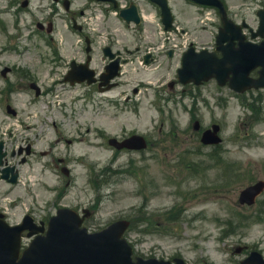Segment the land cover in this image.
Segmentation results:
<instances>
[{"label": "rangeland", "instance_id": "1", "mask_svg": "<svg viewBox=\"0 0 264 264\" xmlns=\"http://www.w3.org/2000/svg\"><path fill=\"white\" fill-rule=\"evenodd\" d=\"M24 1L0 0V21L7 17V29L14 33L8 36L0 27V87L6 88L0 99V135L9 149L25 145L30 138L36 152L51 148L53 159L32 157L21 165L17 184L0 178V205L8 208L15 220L26 211L35 210L38 217L50 212L51 203L61 201L57 194L63 178L57 161L63 155L64 166L70 169V175L64 174V206L94 210L86 222L91 231L120 217L130 219L126 238L135 255L180 256L187 264H240L252 251L264 255V192L252 206L238 200L241 189L264 180V89L240 98L210 80L199 87L179 84L176 100L170 103L160 93L162 82L177 78L186 44L198 49L215 47L221 26L219 12L189 0H170L178 48L174 57L162 56V67L154 68L141 63L146 47L160 40V11L150 0L132 1L155 25L148 21L140 28L127 26L112 10L105 14L99 33L92 29L101 22L90 17L100 6L111 9V5L69 0L68 12L66 0H29L26 7ZM127 1L131 0H119L122 4ZM223 1L236 23L246 20L257 29L256 13L264 8V0ZM83 7L87 8L83 20L90 24L88 29L96 39L94 64L101 65L99 48L108 41H118L122 49L144 50L132 57L125 83L106 94L87 84L63 81L71 60L84 57L82 35L71 19ZM38 20L56 26L55 44L49 43L44 32L38 34ZM61 41L63 58L55 47ZM7 66L13 70L4 78L1 70ZM31 81L43 87L45 94L36 96ZM140 81L142 90L135 95L133 86ZM54 93L62 96L61 106L46 105ZM129 95L132 99L126 101ZM7 104L18 114L8 113ZM193 113L199 115L203 127L214 122L222 125V146L215 149L200 142L190 123ZM163 121L167 123L160 130ZM135 131L147 136L148 149L118 151L108 143L110 137ZM230 218L236 226L227 223Z\"/></svg>", "mask_w": 264, "mask_h": 264}, {"label": "water", "instance_id": "2", "mask_svg": "<svg viewBox=\"0 0 264 264\" xmlns=\"http://www.w3.org/2000/svg\"><path fill=\"white\" fill-rule=\"evenodd\" d=\"M163 8L164 16L169 17L167 0H155ZM196 2L220 7L223 27L218 36V47L214 52L203 50L197 53L191 48L184 54L182 68L179 69V78L187 83L194 81L202 83L211 77H216L221 85L229 81L230 87L243 91L250 87L264 86V40L257 44L245 40L241 33V26H237L227 17L224 5L220 0H195ZM136 12L135 7L127 12ZM261 25L257 34L264 37V10L258 12ZM166 20V19H165ZM166 22H168L166 20ZM238 40V46L235 41ZM228 42L227 44H224ZM221 51V54L218 53ZM261 66L260 77L252 79L250 72ZM205 143L219 142L210 131L203 136ZM137 147H145V143L138 137L134 138ZM16 177H13V181ZM264 188V182L250 186L242 192L241 200L254 201V197ZM83 219L71 209L59 210L58 216L52 218L46 237L39 236L24 251L20 258V243L23 226L17 230H4L0 236V264H170L157 259L132 260V248L123 238L128 222L119 221L107 229L89 234L86 228H81ZM35 232V231H34ZM32 232V233H34ZM31 233V234H32ZM262 258V257H260ZM253 257L246 260V264H264V260L254 263ZM177 264H184L177 260Z\"/></svg>", "mask_w": 264, "mask_h": 264}, {"label": "flooded vegetation", "instance_id": "3", "mask_svg": "<svg viewBox=\"0 0 264 264\" xmlns=\"http://www.w3.org/2000/svg\"><path fill=\"white\" fill-rule=\"evenodd\" d=\"M107 64V63H106ZM105 64V65H106ZM104 65V67L106 68V66ZM104 69V68H103ZM102 72H99V74H101ZM121 74H122V72L120 71V73H119V75L118 76H116L112 81H110V83L109 82H107V83H105V84H101L100 83V81H97L96 83H95V85H97L98 87H99V89L101 88V89H105V88H108V86L109 87H111V86H114V85H117L118 84V82H117V79H119V78H121ZM22 151H23V148H20L19 149V154H21L22 153ZM29 152L31 153V149H30V147H29ZM47 152H41V154L42 155H45ZM16 154V150H13V152H12V156H14ZM7 156H8V154H7ZM6 156V157H7ZM5 157V164H6V166H5V168H9V169H11V168H13L14 170H16L17 168H16V165L14 166V165H9V162H8V160H7V158ZM63 160V159H62ZM27 161V158H23L22 160H21V163H25ZM64 161V160H63Z\"/></svg>", "mask_w": 264, "mask_h": 264}, {"label": "bare ground", "instance_id": "4", "mask_svg": "<svg viewBox=\"0 0 264 264\" xmlns=\"http://www.w3.org/2000/svg\"><path fill=\"white\" fill-rule=\"evenodd\" d=\"M2 19L4 20V21H7V17H2ZM48 178V180L50 179V177L49 176H47Z\"/></svg>", "mask_w": 264, "mask_h": 264}]
</instances>
